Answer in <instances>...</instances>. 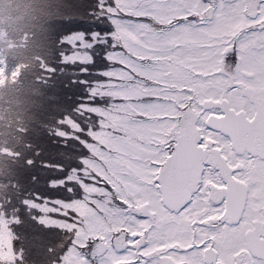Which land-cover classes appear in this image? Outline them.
Returning a JSON list of instances; mask_svg holds the SVG:
<instances>
[{"label": "snow or ice", "instance_id": "1", "mask_svg": "<svg viewBox=\"0 0 264 264\" xmlns=\"http://www.w3.org/2000/svg\"><path fill=\"white\" fill-rule=\"evenodd\" d=\"M46 10L38 79L81 92L49 131L58 159L24 160L51 194L0 184V264H24L26 221L59 234L54 264H264V0Z\"/></svg>", "mask_w": 264, "mask_h": 264}, {"label": "rangeland", "instance_id": "2", "mask_svg": "<svg viewBox=\"0 0 264 264\" xmlns=\"http://www.w3.org/2000/svg\"><path fill=\"white\" fill-rule=\"evenodd\" d=\"M0 10L3 11V15L9 14L11 15L9 18V22H11L9 37L10 45L5 46L2 41L3 48L9 50V53L13 52L14 55L12 57L14 59H19L18 61L22 62L24 67H31L34 74L33 84L25 88L19 95H14L8 104L4 102L0 105V138L7 137V139L11 141L12 145L16 146V143L19 142L23 151H27L28 155L22 156L19 158L20 160L27 159L28 157L33 156V152L36 148H40L43 150L44 155L39 157V159H48L55 160L58 159V150L55 149L50 141L51 137L49 136V131L56 123V118L62 115L61 108H68L72 104H74L76 97L73 98L71 95V91L69 88H66L64 85L68 79L65 76H56L53 80L48 82H42L38 77H41L42 74L38 67H40V60L52 61L54 60V56L51 54L53 51L52 41L54 40V36H52V29L50 27L51 17L48 15L46 10V0H0ZM40 12L38 14L39 20H34L35 13ZM30 13V14H29ZM3 15H0L3 18ZM27 15H31V17H27ZM34 21V29L32 31V22ZM6 24L0 18V26ZM28 26V27H27ZM38 28L47 29L48 33L51 35V40L49 38H44L41 42L40 40L35 39V35L39 34L36 31ZM30 33L26 38L22 37L24 32L27 31ZM19 40V41H18ZM39 71L36 70V67ZM23 67V68H24ZM29 73V72H28ZM32 78V77H31ZM5 79L0 77V90L5 87ZM17 80L11 79L8 81L7 85H16ZM14 89L11 92H14ZM51 92L44 93V91ZM81 89L77 87L76 91ZM78 91V95L80 92ZM77 95V96H78ZM72 100V101H69ZM15 102V104H14ZM14 104V105H13ZM13 105V107L11 106ZM54 105V107H52ZM36 108V109H35ZM27 109V112H26ZM28 123V127H27ZM17 136L15 137V135ZM5 141V139L3 140ZM36 142V143H35ZM31 145V148L26 147V145ZM50 156V157H49ZM49 157V158H48ZM37 158V157H36ZM11 160L4 158V156L0 155V184H11L9 180L14 179L19 180L20 183L25 184L26 182V174H20V172H11L8 171V167L4 170V164L9 167H12ZM20 165L23 166V163ZM3 169L6 172L1 171ZM40 169V168H38ZM40 174H45L43 169H40ZM13 174V175H12ZM28 178V177H27ZM9 179V180H8ZM37 185L40 187L42 183L39 182ZM24 186V185H23ZM35 186L34 188H39ZM25 188V187H24ZM43 188V187H42ZM36 233L37 237L42 235L40 233L41 230L38 229V225L34 224L31 221H26L25 225L21 228L16 229L19 232L21 241L18 245L19 247L24 248V264H54L55 257L60 253L61 248L58 247L62 244H58L59 234L56 233V237L53 240L48 239L47 243L44 239L34 240V234L32 236L27 237V232L31 231ZM28 241H36V245L33 244L29 247L27 245ZM54 243V244H53ZM51 245L55 251L49 253L46 249ZM8 255V254H5Z\"/></svg>", "mask_w": 264, "mask_h": 264}, {"label": "trees", "instance_id": "3", "mask_svg": "<svg viewBox=\"0 0 264 264\" xmlns=\"http://www.w3.org/2000/svg\"><path fill=\"white\" fill-rule=\"evenodd\" d=\"M22 2H23V0H22ZM3 11L1 12V10H0V15H3ZM30 14V13H29ZM38 14H41L40 12H37V13H35V16H34V20L35 21H37L36 19H38L39 20V17H38ZM10 16L11 15H9V14H5V15H3V18L0 16V18L4 21V22H7L6 24H4V23H2L3 25H1L0 26V43H1V41H2V43L5 45V46H7L8 47V45H10V42L8 41L9 40V37L8 36H10L11 35V33H10V27L9 26H11V22H9L8 20H9V18H10ZM31 17V15H27V17ZM40 21V20H39ZM33 24H32V31H33V29H34V24H36V23H34V21L32 22ZM37 23H38V21H37ZM28 27V26H27ZM37 30L36 31H38V33L39 34H36L35 35V32H34V37H35V39H38V40H40L39 42H41L44 38L46 39V38H49L50 40H51V35L48 33V31H46L47 29H38V28H36ZM30 33L28 32V30L27 31H25L24 32V35L22 36V37H24V38H26V36H28ZM19 41V40H18ZM3 45L2 44H0V64H2L4 67H5V69L6 70H12V69H16L17 68V66H19V68H20V70H21V72H20V75H18L17 77H15V79L17 80V82H16V85L15 84H13V85H10V86H8L7 85V83H8V81L10 80V78H7V79H5V78H3V79H5V85H4V83H2L1 82V84H3V86H5V87H3V88H1V90H0V105L4 102V100H5V104H8L9 103V101L12 99V97H14V95H19V94H21L22 93V91H24V89L25 88H28V86L29 85H31V82H32V84H33V78H34V76H33V74H34V72H33V70H32V68L31 67H29V68H26V67H24V65L22 64V62H20V61H18L19 59L17 58V59H14L13 57H12V59L10 58L12 55H14L13 54V52H11V53H9V50L8 49H6V48H3L2 47ZM24 67V68H23ZM36 67V66H35ZM38 69L40 70V67H38ZM37 69V67H36V70L37 71H39ZM29 72V73H28ZM32 77V78H31ZM16 87V89L14 90V92H11V90L12 89H14ZM76 89H77V87H75V86H73V87H70L68 90L69 91H71V95H73V98H72V100L74 99V97H76L77 95H78V91L79 90H77L76 91ZM49 93V92H51V89L49 90V91H44V93ZM80 92V91H79ZM66 99H68L69 100V98H66ZM72 100H69V101H72ZM8 102V103H7ZM14 104H15V102H14ZM13 104V105H14ZM13 105L11 106V107H13ZM52 107H54V105L52 106ZM61 108H64V107H60V109ZM36 109V108H35ZM0 110H2V109H0ZM26 112H27V109H26ZM0 121H2V119L0 120ZM27 127H28V123H27ZM29 128V127H28ZM6 136L8 137V135L6 134ZM17 136V134L15 135V137ZM7 137H5V138H0V149H2V150H0V155L2 156H4V158H6V159H8L9 161L11 160V163H9V165L11 164V166L12 167H9L8 165L6 166L5 164H4V170H6L7 169V167H8V171H10V173L11 172H20V174H26L27 176H26V182H24L25 184H22V183H20V181L18 180L17 181V179L16 180H14V179H11V180H9L11 183L13 182V181H17V182H19L20 184H22V185H24V187H25V190H27V189H29V188H34L35 186H37V187H39L37 184L36 185H32L31 183H30V181H29V179L27 178V177H29L31 174H36V175H39V176H41V179H40V182L42 183V186H40L39 188H35L37 191H40V192H42V193H45V194H51V193H49L48 192V190H47V187H46V184H45V181H46V175L45 174H43V175H41L40 174V169H38V167H33V168H31V169H29L25 164H24V160L25 159H23V160H20L19 158H21L22 156H24V158H25V156H27L28 155V153H27V151H23L22 149H20L21 147H22V145L19 143V142H17L16 143V146L15 145H12V143H11V141H9V139H7ZM5 139V141H3ZM36 143V142H35ZM8 150H11V152L12 153H16V152H19V153H21V156L19 157V158H17L15 155H9V154H6V152L8 151ZM43 156V155H42ZM31 157H33V156H31ZM50 157V156H49ZM48 157V158H49ZM34 159H39V158H36V157H33ZM21 163H23V166L22 165H20ZM3 169H1V171H3V172H6V171H4ZM13 175V174H12ZM43 187V188H42ZM38 229L39 230H41L40 231V233L42 234V235H40L39 237H41L42 239H44V241H46V243H47V241H48V239H47V237H48V235H49V233H47V232H45V230L44 229H42V228H40V226H38ZM32 234H34L35 236H34V240H36V237H37V235H36V233L34 232H32V230L31 231H28L27 232V237H30V236H32ZM55 237H56V235L55 234H53V240L55 239ZM60 239V237L58 238V240ZM33 244V246H35L36 245V241L35 242H31V241H28V243H27V245H29V247L31 246ZM54 244V243H53ZM61 247H63V245H61V246H59L58 247V250H59V248H61ZM34 264V263H33ZM52 264V263H51Z\"/></svg>", "mask_w": 264, "mask_h": 264}]
</instances>
